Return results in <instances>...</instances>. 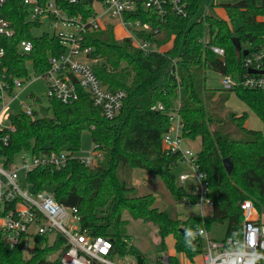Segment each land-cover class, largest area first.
Masks as SVG:
<instances>
[{"label": "trees", "instance_id": "trees-1", "mask_svg": "<svg viewBox=\"0 0 264 264\" xmlns=\"http://www.w3.org/2000/svg\"><path fill=\"white\" fill-rule=\"evenodd\" d=\"M231 1L216 0L206 13H200L203 0H191L186 18L170 16L164 25L154 23L158 33L141 37L161 52L145 54L134 48L129 39H116L111 25L88 33L85 45L92 49L95 76L105 89L126 94L120 113L111 121L105 120L83 91L69 105L48 101L47 117L31 121L19 115L14 119L15 131L0 152L2 165L9 167L22 151L76 153L82 133L89 132L94 149L103 154L95 166L86 167L72 160L59 171L35 169L26 174V183L33 192L46 189L57 203L77 209L81 232L108 238L115 254L134 257L141 253L127 244L129 220L123 219L124 214L156 227L160 251H165L164 240L171 236L175 251L189 257L202 250V241L197 237L199 229L208 231L213 224H226V236L235 233L241 223L239 204L250 200L257 209L264 208V136L246 128V113L231 115L241 139L226 138L212 128L214 121L201 99V77L205 69L232 76L240 74L243 56L235 53L233 38L239 40L242 51L253 52L264 45V20H259L264 16V0H260L261 4L257 0ZM92 2L80 0L75 5H65L71 14L88 16ZM215 8L225 10L227 20L215 15ZM0 16L11 23L14 31L12 38L2 40L4 66L14 77H27L30 70L42 74L49 67V57L64 53L56 37L46 33L32 35V29L39 24L27 21L21 0H6ZM235 18L239 21L236 27ZM206 33L211 44L225 50L224 63L199 42ZM23 40L31 42L32 51L21 56L17 45ZM232 91L264 122V91L241 87ZM177 100L183 137L200 142L196 164L205 175L212 202L204 217L171 218L156 206L153 194L138 195L131 184L134 171L143 170L158 178L177 203L189 196L176 184L173 173L179 156L168 154L161 146V137L169 128L166 114ZM158 104L164 112L151 109ZM226 158L233 165L229 174L222 164ZM47 241L45 237L37 238L29 255L24 254L22 246L9 249L0 241V264H61L60 257L67 249L64 240L58 236L52 245Z\"/></svg>", "mask_w": 264, "mask_h": 264}, {"label": "built area", "instance_id": "built-area-1", "mask_svg": "<svg viewBox=\"0 0 264 264\" xmlns=\"http://www.w3.org/2000/svg\"><path fill=\"white\" fill-rule=\"evenodd\" d=\"M80 0H21L27 13V21L38 23L39 27L48 25L50 36H54L64 48V53L48 58V69L42 74L29 71L27 77L17 78L4 66L5 48L3 39L12 38L14 31L11 23L0 16V152L8 145L10 135L14 133V119L19 115L31 121L42 117L40 108L20 105V111L8 116L7 125L2 122L3 114L25 91L28 84L42 80L47 101H58L69 105L79 99V91L88 94L93 107L102 117L113 120L121 111L125 92L105 89L92 71L90 58L92 49L85 45V36L93 31L105 30L109 25L120 29L124 35L118 40L129 39L132 46L143 53L161 52V49L142 39V34H157L153 24L164 25L170 16L186 18L191 0H93L88 16L71 14L67 7ZM6 0H0V9ZM129 16V19L125 17ZM204 49L214 58L224 63L225 50L210 43L208 33L199 40ZM32 51L30 41H20L17 45L19 55ZM220 85L224 91L235 87L248 90L264 91V45L253 52H247L240 62V74L232 76L221 74ZM33 104L39 100L32 94L27 95ZM48 111V107H45ZM179 102L166 115L169 128L161 137L162 149L168 154L178 155L180 162L188 170L179 174L176 181L188 193L179 204L195 206L199 216L204 217L205 209L211 207L208 196V183L205 175L196 164L197 150L184 147L188 139L183 137V124L178 112ZM164 112L158 104L151 108ZM23 157V168L27 173L35 169L59 171L69 161L75 160L86 166H95L103 159V154L93 148L86 157H78L68 151L32 153ZM0 157V241L9 249L22 246L23 250L34 249L35 241L45 237L52 245L56 237H61L67 249L60 257L61 264H136V257L119 256L113 252L112 241L104 237H90L79 229L77 209L57 203L53 193L43 189L33 192L26 183L20 184L17 172L12 167H4ZM241 223L232 235L222 240L208 236V231L201 228L197 237L202 241V250L191 257L184 253L168 254L162 252L156 264H264V208L257 209L254 203L246 200L239 204ZM199 258V263L197 262ZM143 264V263H142Z\"/></svg>", "mask_w": 264, "mask_h": 264}, {"label": "rangeland", "instance_id": "rangeland-1", "mask_svg": "<svg viewBox=\"0 0 264 264\" xmlns=\"http://www.w3.org/2000/svg\"><path fill=\"white\" fill-rule=\"evenodd\" d=\"M237 0H232L234 3ZM216 0H203V6L200 9V13H206L210 6H213ZM258 4H261L260 0H257ZM215 15L221 19L227 20L226 12L222 8L214 9ZM264 18V16H263ZM239 21L237 18L234 19V26H238ZM43 33H50V28L48 25H42L38 28L32 29L33 36H39ZM116 37L120 38L124 35L122 30L115 29ZM168 47V46H167ZM166 47V48H167ZM222 75L214 70L205 69L202 71V89H201V99L205 106L207 115L212 118L214 125L212 128H217L226 138L229 139H241L243 136L235 129L231 122V115L235 114L237 116L247 114V120L245 123L246 128L249 130L259 131L264 136V122L260 121L258 117L250 110L248 107L235 95L233 91H224L220 85V80ZM27 87L25 91L15 99L14 103L6 110L3 114L2 122L7 125V117L14 116L19 113L20 105L23 107H32L37 110L39 106L47 107L48 101L45 96V87L42 80L37 79L32 82H26ZM32 94L39 100V104H33L27 95ZM177 101H175L174 106H176ZM184 147H190L192 150H199L200 142L195 141H185ZM94 145L91 140L89 132H84L80 138V147L78 152L74 155L78 157H86V155L93 151ZM23 157L30 159L31 155L29 152L22 151L21 153L15 155L12 167L18 170L17 175L20 184L23 186L26 181L27 169L23 168ZM188 170L187 165L180 162L176 167L173 168V173L177 177L179 174L186 172ZM133 178L131 179V184L136 188L138 195L153 194L157 198L156 206L161 210L165 211L171 218L186 219L189 216L199 215V209L195 206L179 204L174 201V198L170 192L165 188L162 182L148 174L143 170H135ZM176 184L178 182L176 181ZM209 208L205 209L204 212L208 214ZM123 219L129 220L127 225V233L129 235L127 244L134 246L140 251V255L143 259V264H156V260L161 255L162 252L168 254H177L174 248V241L171 236L166 237L164 240L165 251H160L159 243L160 239L157 234V229L150 223H142L140 221H134L124 214ZM208 236L215 240H222L226 236V224H213L208 230ZM34 249L31 247L23 250L24 254L29 255ZM199 263V258L197 260Z\"/></svg>", "mask_w": 264, "mask_h": 264}, {"label": "water", "instance_id": "water-1", "mask_svg": "<svg viewBox=\"0 0 264 264\" xmlns=\"http://www.w3.org/2000/svg\"><path fill=\"white\" fill-rule=\"evenodd\" d=\"M232 44H233V47H234V50H235V53L237 55L241 54L242 56H245L247 54V51L246 50H241V46H240V43H239V40L237 38H233L232 39ZM40 115L42 117H47L48 116V111L45 107H41L40 108ZM222 164H223V167H224V170L226 171V173H230L233 169V165L232 163L226 158V159H223L222 161ZM143 263V259L141 256H137L136 257V264H142Z\"/></svg>", "mask_w": 264, "mask_h": 264}, {"label": "crops", "instance_id": "crops-1", "mask_svg": "<svg viewBox=\"0 0 264 264\" xmlns=\"http://www.w3.org/2000/svg\"><path fill=\"white\" fill-rule=\"evenodd\" d=\"M259 20H264V18L262 17V18H260ZM117 38H118V37H117ZM117 38H116V39H117ZM169 46H170V44H169ZM169 46H168V47H169ZM206 215H207V214H206Z\"/></svg>", "mask_w": 264, "mask_h": 264}]
</instances>
